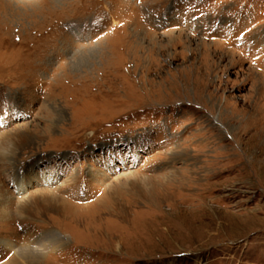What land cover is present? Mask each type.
<instances>
[{
	"label": "rangeland",
	"instance_id": "374dc122",
	"mask_svg": "<svg viewBox=\"0 0 264 264\" xmlns=\"http://www.w3.org/2000/svg\"><path fill=\"white\" fill-rule=\"evenodd\" d=\"M0 264H264V0H0Z\"/></svg>",
	"mask_w": 264,
	"mask_h": 264
},
{
	"label": "bare ground",
	"instance_id": "6f19581e",
	"mask_svg": "<svg viewBox=\"0 0 264 264\" xmlns=\"http://www.w3.org/2000/svg\"><path fill=\"white\" fill-rule=\"evenodd\" d=\"M63 212V211H62ZM56 244V243H55ZM8 247L10 246V244H6ZM57 245V244H56ZM59 246V245H58ZM27 248V252H29V253H36V254H39V255H41V257L43 258V257H46V253H47V251L46 250H44L43 248H39V247H26ZM51 250V249H50ZM51 251H53V250H51ZM29 255V254H28ZM19 256H21V255H19ZM26 256V255H25ZM29 257V256H28ZM21 258H23L22 256H21Z\"/></svg>",
	"mask_w": 264,
	"mask_h": 264
}]
</instances>
